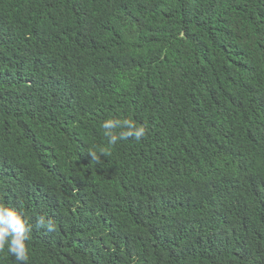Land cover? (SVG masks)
I'll use <instances>...</instances> for the list:
<instances>
[{
    "label": "trees",
    "instance_id": "16d2710c",
    "mask_svg": "<svg viewBox=\"0 0 264 264\" xmlns=\"http://www.w3.org/2000/svg\"><path fill=\"white\" fill-rule=\"evenodd\" d=\"M0 202L28 264H264V0H0Z\"/></svg>",
    "mask_w": 264,
    "mask_h": 264
},
{
    "label": "clouds",
    "instance_id": "9594fccd",
    "mask_svg": "<svg viewBox=\"0 0 264 264\" xmlns=\"http://www.w3.org/2000/svg\"><path fill=\"white\" fill-rule=\"evenodd\" d=\"M100 127L110 146H115L120 141H140L146 134L144 126L127 118H107L101 122ZM88 155L91 160L99 164L101 155L107 157L110 153L106 150H101L99 153L88 151ZM34 228L52 233L56 231V224L44 216L38 217L35 224H32L23 212L0 202V251L6 249L16 264H28L27 242L30 240Z\"/></svg>",
    "mask_w": 264,
    "mask_h": 264
}]
</instances>
